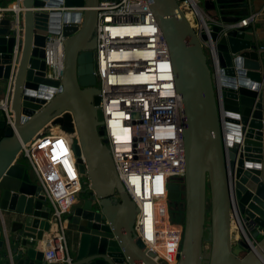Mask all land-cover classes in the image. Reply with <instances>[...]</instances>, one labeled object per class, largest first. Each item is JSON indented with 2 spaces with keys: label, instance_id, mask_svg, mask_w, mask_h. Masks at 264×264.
Instances as JSON below:
<instances>
[{
  "label": "water",
  "instance_id": "obj_1",
  "mask_svg": "<svg viewBox=\"0 0 264 264\" xmlns=\"http://www.w3.org/2000/svg\"><path fill=\"white\" fill-rule=\"evenodd\" d=\"M100 1L111 0H22L20 31L16 18L0 20V90L14 116L13 127L0 121V264H48L42 244L55 228L52 208L21 162L24 146L48 126L76 136L83 189L65 218L76 242L71 264H159L135 238L138 209L102 139L95 74ZM185 1L147 0L183 103L186 175L168 187L169 200L184 210L178 264H264V48L254 21L237 26L253 13V0H191L209 36L187 20ZM51 37L64 38L61 80L46 64ZM205 48L215 51L212 67ZM235 216L257 241L256 251L244 238L235 242Z\"/></svg>",
  "mask_w": 264,
  "mask_h": 264
},
{
  "label": "built area",
  "instance_id": "obj_2",
  "mask_svg": "<svg viewBox=\"0 0 264 264\" xmlns=\"http://www.w3.org/2000/svg\"><path fill=\"white\" fill-rule=\"evenodd\" d=\"M21 2L0 7V20L13 13L18 31ZM182 9L186 17L188 12L192 15V21L187 20L196 32L201 35L207 31L209 36L191 0L185 1ZM98 11L95 74L104 115L102 139L107 141L119 178L138 209L135 238L159 264H178L185 226L170 216L168 187L176 178L182 183L186 175L185 121L170 52L147 0L100 1ZM252 20L245 19L237 26L248 27ZM63 41V37H51L46 48V64L57 80L64 72ZM209 52L215 63V51ZM261 94L264 98V71ZM0 110L7 125L13 127L8 96ZM42 134L22 152L52 208L49 221L55 228L46 235L42 247L46 246L48 264H71L64 223L83 189L73 149L76 136L52 129ZM232 229L256 251L257 241L236 216ZM205 249L208 252L210 244L206 243Z\"/></svg>",
  "mask_w": 264,
  "mask_h": 264
},
{
  "label": "crops",
  "instance_id": "obj_3",
  "mask_svg": "<svg viewBox=\"0 0 264 264\" xmlns=\"http://www.w3.org/2000/svg\"><path fill=\"white\" fill-rule=\"evenodd\" d=\"M15 4H16V0H0V7L2 8H10V7H13ZM253 6H254L253 13L249 15L248 17H246L245 19L253 17V20L251 23H253L254 21L256 29H257V34L259 35V38L263 45L262 47L264 48V0H253ZM13 16H14L13 13H10L7 15V17H10V18H14ZM251 23L248 25V27L251 26ZM5 98H6V91L0 90V106L5 101ZM31 179L35 184H38L35 174H31ZM64 227H65V236H66L67 246L69 249V254H70V257H74V252L76 249L74 233L72 231V228L69 226L68 222L64 223ZM235 239H236L235 242L240 240L237 234H236ZM42 249L43 251H45L46 246L42 247Z\"/></svg>",
  "mask_w": 264,
  "mask_h": 264
},
{
  "label": "flooded vegetation",
  "instance_id": "obj_4",
  "mask_svg": "<svg viewBox=\"0 0 264 264\" xmlns=\"http://www.w3.org/2000/svg\"><path fill=\"white\" fill-rule=\"evenodd\" d=\"M170 184H174V185L179 184L180 185L182 183H181L180 179L176 178V179L172 180ZM78 202H79V199H78ZM182 209H183L182 202H173V201L168 202V211H169L170 216L172 218H178L179 216H181L182 215V213H181Z\"/></svg>",
  "mask_w": 264,
  "mask_h": 264
},
{
  "label": "rangeland",
  "instance_id": "obj_5",
  "mask_svg": "<svg viewBox=\"0 0 264 264\" xmlns=\"http://www.w3.org/2000/svg\"><path fill=\"white\" fill-rule=\"evenodd\" d=\"M205 51H206V54L208 56V59H209V64L210 66L212 67V61H211V55H210V52H209V49L208 48H205ZM4 91H5V88H2ZM57 129V131H61L59 127H56V126H48L46 129ZM74 140V139H73ZM22 161V159H21ZM83 188V187H82ZM210 214H211V202H210V198L208 199V203H207V231H206V239L208 240L209 237H208V234H209V229H210ZM262 239V237L260 238Z\"/></svg>",
  "mask_w": 264,
  "mask_h": 264
},
{
  "label": "trees",
  "instance_id": "obj_6",
  "mask_svg": "<svg viewBox=\"0 0 264 264\" xmlns=\"http://www.w3.org/2000/svg\"><path fill=\"white\" fill-rule=\"evenodd\" d=\"M0 114H1L0 121L1 122H6L5 114L3 112H0ZM2 134L3 133L0 131V137L2 136ZM21 162L26 166V168H27L28 172L30 173V175L34 174V172L32 170V167H31V165L29 164V162H28V160L26 158L22 157V161ZM183 211L184 210L182 209V211H181L182 215L179 216L178 218H172L173 221L183 223L184 222V212Z\"/></svg>",
  "mask_w": 264,
  "mask_h": 264
},
{
  "label": "bare ground",
  "instance_id": "obj_7",
  "mask_svg": "<svg viewBox=\"0 0 264 264\" xmlns=\"http://www.w3.org/2000/svg\"><path fill=\"white\" fill-rule=\"evenodd\" d=\"M195 9L197 10V12L200 14L198 8L195 6ZM201 15V14H200ZM202 17V16H201ZM187 18L190 19L192 21V15L190 14V12H188ZM203 18V17H202ZM55 132H59V130L57 131V129H54Z\"/></svg>",
  "mask_w": 264,
  "mask_h": 264
}]
</instances>
